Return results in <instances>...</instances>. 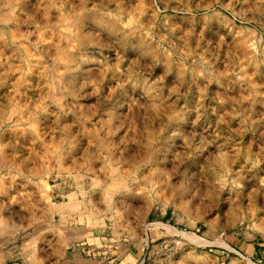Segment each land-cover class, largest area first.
Returning a JSON list of instances; mask_svg holds the SVG:
<instances>
[{
  "label": "rangeland",
  "instance_id": "1",
  "mask_svg": "<svg viewBox=\"0 0 264 264\" xmlns=\"http://www.w3.org/2000/svg\"><path fill=\"white\" fill-rule=\"evenodd\" d=\"M0 210V264H264V0H0Z\"/></svg>",
  "mask_w": 264,
  "mask_h": 264
},
{
  "label": "bare ground",
  "instance_id": "2",
  "mask_svg": "<svg viewBox=\"0 0 264 264\" xmlns=\"http://www.w3.org/2000/svg\"><path fill=\"white\" fill-rule=\"evenodd\" d=\"M7 4V3H6ZM5 6V5H4ZM11 11V10H10ZM12 12V11H11ZM5 13V12H4ZM6 14H7V12L5 13V18L7 19V17H6ZM5 19V20H6ZM64 21V20H63ZM66 21V20H65ZM63 28V27H62ZM72 29V28H71ZM73 30V29H72ZM73 32V31H72ZM69 37V36H68ZM73 39V38H72ZM58 40V39H57ZM64 40V39H63ZM62 46V45H61ZM27 57V56H26ZM62 57H64V56H62ZM58 60V59H57ZM37 61V60H36ZM35 61V62H36ZM62 61V60H61ZM31 62V61H30ZM45 63V62H44ZM38 64V63H37ZM40 64V63H39ZM62 64V63H61ZM35 66V65H34ZM39 67V66H38ZM43 67V66H42ZM19 68V67H18ZM45 69V68H44ZM43 69V70H44ZM47 69V68H46ZM29 70V69H28ZM31 70H33V69H31ZM57 70V69H56ZM60 71V70H59ZM29 72V71H28ZM59 73V72H58ZM47 74V73H46ZM45 75V74H44ZM58 78V77H57ZM55 93V92H54ZM52 94V93H51ZM50 95V94H49ZM56 95V94H55ZM54 96V95H53ZM51 98H53V97H51ZM55 99V98H54ZM14 107V106H13ZM15 108V107H14ZM22 109V108H21ZM11 113V112H10ZM14 113H15V111H14ZM12 116V115H11ZM11 118V117H10ZM28 119V118H27ZM36 123V122H35ZM34 123V124H35ZM31 125V124H30ZM34 129H36V128H34ZM62 141V140H61ZM64 141H65V139H64ZM69 141H71V140H69ZM62 143V142H61ZM70 144V143H69ZM71 144H72V142H71ZM75 144V143H74ZM73 144V145H74ZM58 146V145H57ZM66 147V146H65ZM56 148V147H55ZM51 149V148H50ZM53 149V148H52ZM62 149V148H61ZM64 149V148H63ZM68 149V148H67ZM56 150V149H55ZM60 151V150H59ZM64 151V150H63ZM53 153H54V151H53ZM64 153V152H63ZM58 155V154H57ZM62 158V157H61ZM3 159V158H2ZM57 161H58V159H57ZM115 166V165H114ZM116 167V166H115ZM94 168V167H93ZM116 169V168H115ZM114 169V170H115ZM113 171V170H112ZM116 171V170H115ZM119 175V174H118ZM81 176V175H80ZM77 178V177H76ZM116 178V177H115ZM117 179V178H116ZM46 180V179H45ZM119 181L120 180H117L116 182H113V184H116V183H118V185H120V183H119ZM120 182H122V181H120ZM43 184V183H42ZM112 183L110 182V185H111ZM122 184V183H121ZM48 185V183L46 184V186ZM117 185V184H116ZM112 186H114V185H111V186H109V187H112ZM121 186V185H120ZM119 186V187H120ZM116 187V186H115ZM47 188V187H46ZM48 189H49V187H48ZM108 189H110V188H108ZM107 189V191H108V193L111 191H109ZM117 189V188H116ZM113 190H115V188H113ZM41 191V190H40ZM106 191V192H107ZM45 192H47V191H45ZM113 193V192H112ZM50 194V193H49ZM110 194H111V192H110ZM108 196H109V194H107ZM74 194H72V195H70V202L69 203H66L68 206H70V207H74L73 209H79V208H77L78 206H77V202H75L74 201ZM109 199H111V198H109ZM79 203V202H78ZM62 205V204H61ZM64 205V204H63ZM60 206V205H59ZM77 206V207H76ZM80 207V206H79ZM64 208V207H63ZM70 209V208H69ZM1 211V210H0ZM5 215V214H4ZM9 215V214H8ZM11 216V215H10ZM6 219H8V217L6 218V217H3V214L1 215V213H0V227H2V228H9L8 227V222H7V220ZM13 222H10V224H9V226L12 224ZM18 224V223H17ZM103 224H104V222H103ZM162 224V223H161ZM13 225V224H12ZM159 225V224H158ZM167 225V224H166ZM166 225H163V226H166ZM15 226V225H14ZM10 228H11V226H10ZM166 228H170V229H173L174 231H177V229H175V228H173L171 225L170 226H166ZM14 229V228H13ZM4 230V229H3ZM57 230H59V229H57ZM8 232V231H7ZM179 232V231H178ZM11 233V232H10ZM182 234V233H181ZM184 234H186V235H189V236H192L189 232H184ZM35 237V236H34ZM192 237H194V238H196L195 236H192ZM29 240V239H28ZM65 240V239H64ZM63 242V241H62ZM30 246V245H29ZM34 252V251H33Z\"/></svg>",
  "mask_w": 264,
  "mask_h": 264
}]
</instances>
